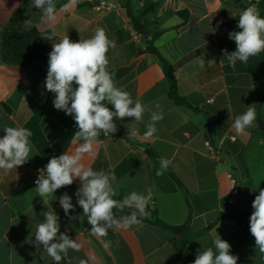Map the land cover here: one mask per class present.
I'll return each mask as SVG.
<instances>
[{"label":"crops","instance_id":"1","mask_svg":"<svg viewBox=\"0 0 264 264\" xmlns=\"http://www.w3.org/2000/svg\"><path fill=\"white\" fill-rule=\"evenodd\" d=\"M100 1L55 0L56 19L45 21L32 0H0V137L5 126H22L32 133L29 161L7 174L0 170V264H55L42 245L38 250L34 244L36 226L48 205L59 216L60 232L81 245L78 251L69 249L60 264L82 260L86 264H182L171 236L146 222L155 210L162 221L174 226L190 217L194 231L215 222L219 214L230 216L189 244L191 264L198 249L214 247L215 229L231 245L237 264H264V253L250 232V217L238 220L253 210L255 196L264 189V137L257 121L242 134L233 126L262 93L264 51L246 64L237 61L235 69L222 51L236 50L228 33L240 31L236 20L240 6L233 0H130L131 13L146 22L147 35H143L134 28L125 0L113 10L99 8ZM260 1L241 0L243 5ZM182 12L184 16L188 12L184 23ZM97 28L115 41V48L107 53L114 83L130 93L133 104L139 100L144 113L139 122L130 117L119 120L115 134L101 132L82 163L114 177V199L122 200L133 191L145 195L152 191L146 208L149 215L138 214L139 225L109 229L105 237L90 232L92 226L77 204L78 179L58 189L55 198L39 197L32 184L53 156L75 154L83 143L75 138L78 129L73 117L55 109V94L44 86L53 43L66 35L74 42L89 39ZM132 32L139 37H132ZM158 32L154 47L175 66L180 95L199 111L170 99L162 67L147 51V42ZM212 60L215 63L209 65ZM161 110L163 119L156 123V133L145 137L152 113ZM133 128L138 130L134 136L128 134ZM208 140L211 148L205 144ZM147 148L155 155H149ZM160 158L171 164L157 176ZM233 161L239 170L230 165ZM254 170L259 171L256 180L251 177ZM232 179L240 192L229 203ZM65 192L75 205L70 214L81 220L65 215L59 204ZM123 210L136 211L127 206ZM114 213L117 218L127 216ZM107 241L111 244L105 247Z\"/></svg>","mask_w":264,"mask_h":264},{"label":"clouds","instance_id":"2","mask_svg":"<svg viewBox=\"0 0 264 264\" xmlns=\"http://www.w3.org/2000/svg\"><path fill=\"white\" fill-rule=\"evenodd\" d=\"M32 3L42 13V20L56 19L55 0H32ZM237 27L240 31L228 33L229 39L236 44V50L231 53L227 49L222 50L229 67L233 69L237 61L246 64L250 57L264 51V17L260 16L254 6L241 11ZM115 46V41L108 38L103 28H97L91 38L80 39L78 42L64 36L58 43H53L44 84L48 92L55 94V109L73 117L78 129L75 138L83 143L75 154L62 153L53 156L39 170V178L35 181L36 190L41 198L54 197L58 189L71 186L78 179L81 186L75 193L77 204L92 226L90 232L97 237L107 236L109 229H128L139 225L141 220L138 219V214L141 217L149 215L146 208L152 199L151 189L147 190L146 195L133 191L124 195L122 200L114 199L116 192L111 185L114 177L82 163L83 155L91 152L101 132L107 136L116 131L114 118L122 120L130 117L139 122L143 117L142 103L137 100L133 104L130 93L117 87L108 71L107 53ZM208 63L210 65L215 61ZM108 105H112L114 110ZM156 108L159 109L160 105L157 104ZM162 119V110L152 113L145 137H152L156 133L155 125ZM254 121H257L255 104L248 106L246 112L237 116L233 126L237 133L242 134ZM137 131L133 128L128 134L134 136ZM4 132L5 135L0 137V170L7 174L29 161V137L32 133L22 126H5ZM159 163L157 176L164 174L171 160L160 158ZM59 204L70 220L82 219L81 216L70 214V210L75 211V205L67 192L59 197ZM125 206L134 207L136 211L117 218L113 210L122 211ZM47 207L48 210L41 213L43 221L36 226L34 244L38 250L42 245L43 251L55 264H60L67 258L69 249L78 251L81 245L69 235L60 232L59 216L49 205ZM252 208L254 211L250 216V232L255 238L257 248L264 253V189H260L255 196ZM214 232V247L198 249L193 264H237L238 257L231 254V245L219 237L216 229ZM110 244L111 241H107L105 247ZM80 264H86V261L82 260Z\"/></svg>","mask_w":264,"mask_h":264},{"label":"trees","instance_id":"3","mask_svg":"<svg viewBox=\"0 0 264 264\" xmlns=\"http://www.w3.org/2000/svg\"><path fill=\"white\" fill-rule=\"evenodd\" d=\"M235 4L239 5L241 8V11L248 8V5H243L241 0H233ZM126 2V9H127V13L132 21V24L134 26V28L141 34L143 35H147V30H146V22L142 21V17H137L134 16L131 13V7H130V0H125ZM258 8L261 14V17H264V0H261L258 3ZM180 15L183 17V23L187 21L188 18V12H186V16L183 15V12L180 13ZM239 17H237L236 20H238ZM160 35V32L156 33L153 35L152 40L147 42V51L153 55L155 57V59L159 62V64L162 67V70L164 72L165 78L169 84V97L170 99L178 106H182V107H186L188 109H190L193 112H197L199 111L198 108L193 107L186 98L182 97L179 93L178 90V85H177V79L175 76V66L172 65L153 45V40L156 39L158 36ZM262 79H263V84H262V93L260 95L259 98H257L256 100L253 101V104H255V110L257 113V116H260L263 118L264 120V116L262 114V110L264 109V65H263V70H262ZM109 107V106H108ZM110 108V107H109ZM111 109V108H110ZM112 110V109H111ZM115 124L118 123L119 119H115ZM260 130V128H259ZM261 131V130H260ZM262 133V132H261ZM263 135V133H262ZM264 137V135H263ZM146 152L153 156L155 155V153L150 150V149H146ZM180 188L186 193V191L184 190L183 186L180 185ZM113 211H120L126 215H130L131 213L124 211V210H119V209H114ZM254 211L251 210L248 213H246L245 215H242L240 218H238V220L240 219H245L247 217H250L252 212ZM226 217H230L227 216L225 214H219L217 220L213 223H211L210 225H208L207 227L198 230V231H194L191 227L190 224V217L188 218V220L182 224V225H170L165 223L164 221H162L159 217H158V213L155 210L153 212V216L150 220H146V222L161 228L162 230H164L165 232H167L170 236H171V242L174 245V247L176 248V250L179 252L181 259H182V264H191V260H190V255H189V251H188V246L191 242H193L194 240H196L198 237L202 236L203 234L209 232L214 226L215 224L221 220L224 219ZM138 219H141L138 217Z\"/></svg>","mask_w":264,"mask_h":264},{"label":"built area","instance_id":"4","mask_svg":"<svg viewBox=\"0 0 264 264\" xmlns=\"http://www.w3.org/2000/svg\"><path fill=\"white\" fill-rule=\"evenodd\" d=\"M121 1H123V0H113V1L101 0L99 2V8L105 9V10L118 9L119 8V3ZM253 6L258 10V12L260 14V11H259V8H258L257 3L252 2L251 4L248 5V7H253ZM260 16H261V14H260ZM131 35H132V37H135V38H138L139 37V35L136 32H132ZM232 139H234V138H232ZM205 144H206L207 147L211 148V144H210V141L209 140L206 141ZM39 175H40V172L38 171L37 174H36V176L34 177V179L32 181V184L34 186H37L36 183H35V181L39 178ZM232 181H233L234 185H233V188L231 189V192L229 194V203H234L235 197L240 192L239 187L236 186V184H235V180L232 179Z\"/></svg>","mask_w":264,"mask_h":264},{"label":"water","instance_id":"5","mask_svg":"<svg viewBox=\"0 0 264 264\" xmlns=\"http://www.w3.org/2000/svg\"><path fill=\"white\" fill-rule=\"evenodd\" d=\"M257 123H258V126H259L261 132H262L263 135H264V120H263V118L260 117V116H257ZM118 128H119V126L116 125V130H117ZM115 133H116V131H115L114 133H112V134H115ZM171 177L173 178V180H175V178H174L173 175H171ZM175 181L178 182L177 180H175Z\"/></svg>","mask_w":264,"mask_h":264},{"label":"rangeland","instance_id":"6","mask_svg":"<svg viewBox=\"0 0 264 264\" xmlns=\"http://www.w3.org/2000/svg\"><path fill=\"white\" fill-rule=\"evenodd\" d=\"M232 167L234 166L235 169L239 170L236 161H233L232 164H230ZM239 172V171H238ZM251 177L253 180H256L259 177V171L254 170L253 173H251Z\"/></svg>","mask_w":264,"mask_h":264}]
</instances>
